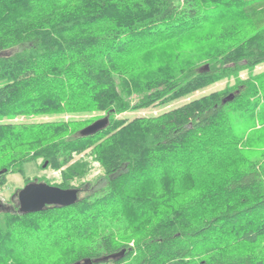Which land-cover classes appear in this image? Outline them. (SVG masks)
Instances as JSON below:
<instances>
[{
	"label": "trees",
	"instance_id": "16d2710c",
	"mask_svg": "<svg viewBox=\"0 0 264 264\" xmlns=\"http://www.w3.org/2000/svg\"><path fill=\"white\" fill-rule=\"evenodd\" d=\"M263 63L264 0H0V189L29 164L85 192L35 213L0 201V264H264V148L246 152ZM92 112L109 122L88 136L92 120L4 122Z\"/></svg>",
	"mask_w": 264,
	"mask_h": 264
},
{
	"label": "rangeland",
	"instance_id": "374dc122",
	"mask_svg": "<svg viewBox=\"0 0 264 264\" xmlns=\"http://www.w3.org/2000/svg\"><path fill=\"white\" fill-rule=\"evenodd\" d=\"M193 40H191L189 43L190 45H196ZM264 71V63L256 66L252 73L253 74H259ZM248 72L244 71L240 73L239 77L240 79H246L248 77ZM235 80L229 79V80H222L219 81L201 91L192 93L186 97H183L179 100H176L174 102H171L167 105L162 106H153L144 110L124 113L116 116L117 119H126V120H132L137 117H150V116H156L159 115L167 110H170L172 108L178 107L186 102H188L191 99L198 98L202 95L208 94L213 91H219L222 90L228 86L234 85ZM259 107V114L255 118L254 124L256 125V128L261 129L258 131H251L249 134V137L251 139L255 138L253 142H251L254 146L251 148L252 150H246V152H249V156L251 159H256L259 155V149L264 148V140L261 139V132L264 131V102ZM262 108V110H261ZM107 114L105 113H80V114H64V115H44V116H32L29 118H25L23 116H18L10 120H4V122H10V123H32V122H50V121H87L92 120L91 122H94L98 119L104 118ZM90 122V124H91ZM236 123V127L239 128L240 132H243V122L234 121ZM263 128V129H262ZM248 137V138H249ZM250 142V141H249ZM248 148V147H247ZM78 159V156L75 158ZM26 176L30 182L28 183H46L45 181H48V185L55 186L59 183V173L56 171H52L50 169L42 170L41 172L36 174V168L33 167V165H27L25 168ZM35 175H38L37 177ZM102 175V170L99 167L97 163H92V171L90 174L82 180L83 183H86L88 181H93L97 177ZM45 180V181H38V180ZM25 180V178H22L19 174H9L7 184L0 189V201L2 204H6V209H11L12 205H18V193L19 191L28 184ZM47 184V183H46ZM80 183L78 181H74L73 185L75 187L79 185ZM80 190V193L78 192V196L82 197L85 195V192L83 190Z\"/></svg>",
	"mask_w": 264,
	"mask_h": 264
},
{
	"label": "water",
	"instance_id": "95a60500",
	"mask_svg": "<svg viewBox=\"0 0 264 264\" xmlns=\"http://www.w3.org/2000/svg\"><path fill=\"white\" fill-rule=\"evenodd\" d=\"M233 94H229L224 100L231 101ZM109 122V113L104 118L98 119L91 124L85 126L79 131L81 136L96 134L103 130ZM78 198V191L74 189H61L57 186L48 185L46 183H28L18 193V206L21 213H35L41 211L45 206L68 207L73 205ZM123 252L117 253L111 258L122 257ZM75 264H91L86 259L82 263Z\"/></svg>",
	"mask_w": 264,
	"mask_h": 264
}]
</instances>
